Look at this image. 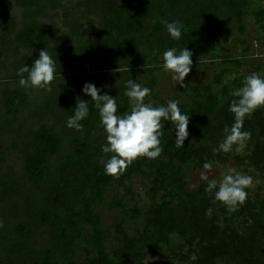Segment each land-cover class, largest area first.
I'll use <instances>...</instances> for the list:
<instances>
[{"label":"trees","instance_id":"1","mask_svg":"<svg viewBox=\"0 0 264 264\" xmlns=\"http://www.w3.org/2000/svg\"><path fill=\"white\" fill-rule=\"evenodd\" d=\"M11 2L21 9V18L0 11V71L8 70L7 85L0 88V264H121L124 259L140 264L147 255L192 247L197 237L205 245L193 264H216L213 259L225 254L231 259L245 256L248 264L254 251L261 261L257 243L264 238V197L257 212V204L248 200L234 213L223 208L224 230L203 220L205 215L197 219L194 205L188 214V200L195 202L202 195L206 209L215 205L221 209L205 191L207 183L188 191L186 171L203 169L209 162L207 142L216 140L210 130L217 132L218 127L210 125L207 114L221 113L220 126L233 123L228 111L232 88L222 85V74H212L207 81L201 75L186 85L187 101L179 100L181 112L189 116L184 147H175V129L167 121L161 156L138 158L118 178L104 174L103 130L91 102L82 134L67 128L65 121L74 114L77 99H90L82 92L85 82L92 83L87 78L97 81L109 70L115 72L114 78L98 88L116 96L118 114L130 110L124 95L129 79L152 89L146 103L165 104L161 54L170 47H186L193 52L192 70L202 67L203 38L212 31L209 25L229 29L235 22L234 44H208L211 68L223 72L226 66L240 65L252 55L247 38L250 17H255V27L264 30V0H77L78 18H69L72 14L61 0H0V8ZM59 9L64 32L46 22L49 11ZM84 21L98 26L91 40L85 37ZM171 21L182 22L178 41L167 33L165 22ZM220 45L227 48L222 51ZM45 47L57 61L56 79L52 92L36 96L32 89L19 86L17 72L24 64L31 66ZM263 149L260 143L255 147L251 155L255 163L263 160ZM12 156L19 167L8 163ZM135 177L145 187L142 195L132 187ZM176 195L181 201L177 208ZM143 197L147 201L141 206ZM103 205L119 212V218L107 226L98 212ZM241 211L251 219L242 233L234 227ZM140 219L142 227L132 235L125 224Z\"/></svg>","mask_w":264,"mask_h":264},{"label":"clouds","instance_id":"2","mask_svg":"<svg viewBox=\"0 0 264 264\" xmlns=\"http://www.w3.org/2000/svg\"><path fill=\"white\" fill-rule=\"evenodd\" d=\"M167 33L172 40H180L182 22H165ZM193 52L186 47L167 48L161 54L160 67L170 74L177 85H183L185 77L192 70ZM199 62H201L199 60ZM57 61L45 47L31 66L23 65L18 69L19 86L25 89H41L52 92V82L56 79ZM127 70V69H125ZM26 74V75H25ZM176 85V86H177ZM124 95L129 101V111L118 114L119 105L116 96L101 93L94 83L85 82L83 94L89 100L77 99L74 114L68 116L65 126L77 132L83 131L82 121L90 115L89 103L97 110L99 127L103 130L104 143L101 152L105 156L103 170L105 175L119 177L138 158L158 159L164 151L161 137L164 134L165 122L170 121L175 129V147L182 148L189 136V116L182 113L177 99L168 100L165 104L153 106L146 103L152 89L129 79L125 84ZM229 96L233 97L228 111L233 114L231 126H225L224 138L218 144L217 151L225 154L235 151L243 152L246 143L251 139V132L245 131L244 122L258 108L264 107V74L251 73L244 77L242 86L232 88ZM205 171L200 172V179L207 182L205 191L212 197L213 203L222 204L229 212L242 206L248 199V189L253 185V177L235 168H227L220 179H210L208 172L211 162L203 164ZM213 209L209 207L205 216L211 218Z\"/></svg>","mask_w":264,"mask_h":264},{"label":"rangeland","instance_id":"3","mask_svg":"<svg viewBox=\"0 0 264 264\" xmlns=\"http://www.w3.org/2000/svg\"><path fill=\"white\" fill-rule=\"evenodd\" d=\"M77 0H61V3L63 7L67 8L71 12V17L69 18H78L80 15L75 11L74 4ZM0 11H4L10 15H15L19 19L21 18V9H19L14 3L6 4V6L0 8ZM49 15L46 19H48L46 22L55 25V28L59 32H64L65 30V20L63 19V14L61 13V9L55 10V11H49ZM210 15V13H209ZM209 20L213 19L211 15L208 16ZM222 20H224L225 23H228V21L225 19V15L219 16ZM255 17H250L248 28H247V38L249 39V42L252 44V55L251 57L247 58L245 61H243L240 65H232V66H226L223 72H221V69L214 70L211 68L212 66L209 63L210 59V53L211 48L208 46V44H221L224 41L227 43L234 44L235 41H233L231 32L234 31V25L235 22H230L229 29H225L222 25L216 24L215 26L209 25L208 30L209 33L206 34V36L203 38V43L205 44L204 52L205 57L204 60L199 58L198 55H195L194 57L196 60H202L204 62L202 67H197L194 70H191L190 73L185 77L183 85H177V82L172 80L170 74H166L163 72L161 75L160 80V88H161V98L165 101V103L168 100L171 99H178L183 100L185 99L187 101V95L183 94L185 92V87L187 84H193L198 79H200L201 75L203 77L204 81H207L212 74H222L221 80L222 85L223 84H229L230 88L235 87H241L242 82L245 76L251 74V73H261L264 74V30H259L254 25ZM224 23V24H225ZM84 31H85V37L87 39L91 40L94 38L95 32L98 31L97 25L90 26L88 23L84 21L83 23ZM226 44V43H223ZM222 51H224L227 47L221 46ZM239 50V49H238ZM24 53V52H23ZM7 69L0 71V88L7 85V78L8 73ZM109 74L105 73L103 75H98L97 81H94V78H87V81L91 80L92 83H94L97 87H101L106 83V80L114 78V71L109 70ZM177 85V86H176ZM218 88V86H217ZM220 89V86H219ZM34 95L40 96L45 91L41 89H32ZM207 113V112H205ZM209 116V121L211 126L218 127V131L214 132L210 130L211 136H216L215 141L209 140L207 142V145L210 149L209 154H207V159L209 162L212 163L213 167L208 172L210 179H220L221 173L227 170V168H235L237 171H241L245 173L246 175H250L253 177V185L250 189H248V201H251L253 203H256L257 206L254 209L255 212L258 211V203L261 198L264 197V149L261 154V158H263L262 161L259 163H255L253 161V157L251 156L253 154V151L255 147L257 148V145L260 143V145L264 146V107L258 108L250 117H246L244 122V129L245 131L251 132V139L247 141L246 146L241 153H236L235 151L225 154L223 152H218L217 146L218 144L223 140L224 138V127L227 126L226 124L223 126H220L222 123V114L217 113L214 111V114H207ZM232 117V118H231ZM230 119L233 120V114L230 113ZM252 157V158H251ZM9 164H16V167H19V163L16 161L15 157H10L8 159ZM205 171L204 169L189 167L186 171V181H187V189L188 191L195 190L198 187V184L202 181L200 179V172ZM132 187L135 192L139 194H143L144 192V185L140 179V177H135L132 180ZM112 193H116L117 191L114 189L112 190ZM109 193L108 195L112 194ZM147 201V198L143 197L142 201L140 202V205L143 206ZM179 195H176L173 198L174 207L177 208L180 204ZM208 202L205 200L203 195L201 197H198L195 199V202L191 203V200H188V207L191 213L192 206H195V211L197 212L196 217L198 219V216L205 215V211L207 210L206 204ZM219 207L217 205L213 208V214L211 218L208 217H202L208 221H213L214 224H216L221 230H224L225 227H227L226 218L224 217V211L223 208H225L222 204H219ZM239 208L237 207L234 211L228 213H234ZM98 212L101 215L102 224L107 226L110 225V223L114 222L119 218V212L116 210L108 209L105 205L98 207ZM236 219V224L234 227L237 228V231L242 233L245 231V227L251 223V219L248 217L247 213L244 211H241L240 216ZM142 221L141 219L137 222H129L125 224L126 230H128L132 235L136 233L137 230L141 229L142 227ZM213 224V225H214ZM213 227V226H212ZM221 230L219 232H221ZM186 237H183L178 242H183ZM40 241V239L38 238ZM41 242V241H40ZM38 242V243H40ZM112 241L109 239L108 244H111ZM205 245V242L199 244L198 243V237L193 242L192 247H185L178 253H166L164 255H160L157 257H151L149 255L144 256L140 259V264H193V261L197 259L199 254L201 253V246L203 247ZM254 247L256 245H253ZM249 246H246L248 248ZM253 247V248H254ZM257 247L259 248L260 257H262V260L260 261L258 255L254 251L252 253V256L248 258V264H264V238L261 239V244L257 243ZM245 257V256H244ZM244 257H241L240 255H236L235 259H231L229 254H225L222 257H217L216 264H246L244 261ZM259 259V261H258ZM121 264H138V262L132 260V259H124Z\"/></svg>","mask_w":264,"mask_h":264}]
</instances>
